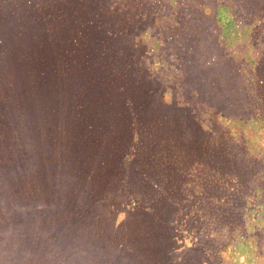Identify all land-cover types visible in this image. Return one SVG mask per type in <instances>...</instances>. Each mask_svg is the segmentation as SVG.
I'll return each instance as SVG.
<instances>
[{"label": "trees", "instance_id": "trees-1", "mask_svg": "<svg viewBox=\"0 0 264 264\" xmlns=\"http://www.w3.org/2000/svg\"><path fill=\"white\" fill-rule=\"evenodd\" d=\"M0 264H264V0H0Z\"/></svg>", "mask_w": 264, "mask_h": 264}]
</instances>
